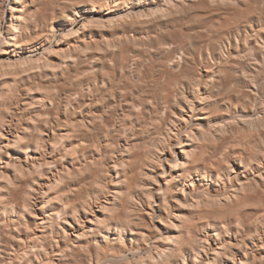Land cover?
<instances>
[{
  "label": "clouds",
  "instance_id": "1",
  "mask_svg": "<svg viewBox=\"0 0 264 264\" xmlns=\"http://www.w3.org/2000/svg\"><path fill=\"white\" fill-rule=\"evenodd\" d=\"M0 264H264V0H0Z\"/></svg>",
  "mask_w": 264,
  "mask_h": 264
}]
</instances>
